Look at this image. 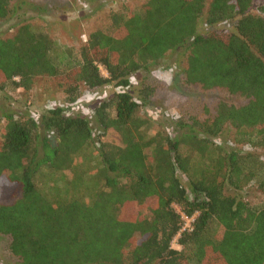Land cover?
Segmentation results:
<instances>
[{"label": "trees", "instance_id": "1", "mask_svg": "<svg viewBox=\"0 0 264 264\" xmlns=\"http://www.w3.org/2000/svg\"><path fill=\"white\" fill-rule=\"evenodd\" d=\"M13 1L0 0V21ZM109 20L114 33L97 28L78 47L30 22L0 35V90L27 92L45 76L71 105L83 89L114 88L91 116L57 105L6 113L0 185L19 190L0 201L7 251L17 264H264V201L243 197L253 187L264 198V0H144ZM170 53L182 88L220 87L242 102L220 101L204 117L181 111L148 135L139 112L159 82L143 80L134 95L130 76ZM228 128L232 138L220 139ZM109 130L120 144L100 140ZM91 145L90 199L48 198L41 168L68 169ZM182 214L194 215L191 229L181 230Z\"/></svg>", "mask_w": 264, "mask_h": 264}, {"label": "rangeland", "instance_id": "2", "mask_svg": "<svg viewBox=\"0 0 264 264\" xmlns=\"http://www.w3.org/2000/svg\"><path fill=\"white\" fill-rule=\"evenodd\" d=\"M144 0H14V11L8 18L0 21V35L11 36L19 24L30 22L43 26L54 36L60 45L78 47L87 39L89 32L102 29L114 33L110 26L109 13L119 8L121 4L138 8ZM226 27L231 28L228 24ZM177 53H170L159 60L150 73L138 71L130 76L133 83L131 92L138 94L143 80L153 83L159 82V87L149 99L148 104L141 108L139 114L147 121V134H153L162 126H167L175 115L181 111L198 113L212 109L220 101L239 104L241 98L236 94H229L220 87L201 88L194 86L184 89L179 85L180 69L175 60ZM114 91L111 86H103L93 90L83 89L79 99L71 105L64 103V94L60 86L45 76L35 78L32 87L24 92L20 88L0 90V130L6 123L5 115L8 112L27 110L33 116H38L44 108L63 106L73 113L93 115V108L103 99L109 98ZM70 106V107H69ZM204 113V112H203ZM233 130L226 129L220 139H231ZM100 140L120 144V136L116 131L109 130ZM97 145V142L94 145ZM92 147L74 156V161L68 169L53 171L43 167L36 175L39 189L51 199L78 198L82 201L90 199L99 187L94 181L95 170L98 164L97 154ZM89 151V152H88ZM264 159V149L260 150ZM18 188L15 185H0V201L10 202L17 197ZM244 199L251 204H260L264 201L261 193L255 188H249ZM179 210L178 206H175ZM137 207L128 208L130 213H138ZM187 220L184 218V224ZM178 235L171 242V246L180 249L177 243ZM8 237L0 235V264H17V258L7 251Z\"/></svg>", "mask_w": 264, "mask_h": 264}, {"label": "built area", "instance_id": "3", "mask_svg": "<svg viewBox=\"0 0 264 264\" xmlns=\"http://www.w3.org/2000/svg\"><path fill=\"white\" fill-rule=\"evenodd\" d=\"M183 218H185L187 220L186 224H183L181 230H189L192 227V222L194 220V215L193 216H185L184 214H182Z\"/></svg>", "mask_w": 264, "mask_h": 264}]
</instances>
